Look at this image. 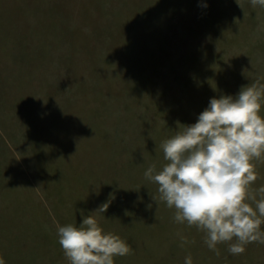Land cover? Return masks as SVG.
Masks as SVG:
<instances>
[{"label":"rangeland","instance_id":"obj_1","mask_svg":"<svg viewBox=\"0 0 264 264\" xmlns=\"http://www.w3.org/2000/svg\"><path fill=\"white\" fill-rule=\"evenodd\" d=\"M257 81L251 0H0V260L70 264L57 226L93 215L133 250L114 264H264L258 242L210 250L144 175L210 99Z\"/></svg>","mask_w":264,"mask_h":264},{"label":"clouds","instance_id":"obj_2","mask_svg":"<svg viewBox=\"0 0 264 264\" xmlns=\"http://www.w3.org/2000/svg\"><path fill=\"white\" fill-rule=\"evenodd\" d=\"M251 4L264 7V0ZM262 101L264 84L259 81L242 87L235 97L210 99L196 123L183 125L162 142L167 161L162 170L152 165L144 173L158 185L159 199L176 210L175 221L204 232L210 250L228 243V251L240 255L247 244H264V186L252 188L258 179L254 161H264ZM107 208L104 204L93 213ZM57 234L70 264H114V257L133 251L118 235L105 233L93 215L79 227L58 225ZM185 264H193L190 255Z\"/></svg>","mask_w":264,"mask_h":264}]
</instances>
